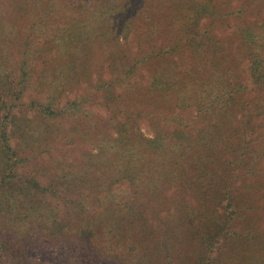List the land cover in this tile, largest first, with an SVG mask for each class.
Masks as SVG:
<instances>
[{
	"label": "trees",
	"instance_id": "trees-1",
	"mask_svg": "<svg viewBox=\"0 0 264 264\" xmlns=\"http://www.w3.org/2000/svg\"><path fill=\"white\" fill-rule=\"evenodd\" d=\"M226 9L0 0V264H264V0Z\"/></svg>",
	"mask_w": 264,
	"mask_h": 264
},
{
	"label": "rangeland",
	"instance_id": "rangeland-1",
	"mask_svg": "<svg viewBox=\"0 0 264 264\" xmlns=\"http://www.w3.org/2000/svg\"><path fill=\"white\" fill-rule=\"evenodd\" d=\"M244 1L245 0H219V2L222 5H224L225 8H227L226 11L227 10H230L231 8H238L240 6L241 2H244ZM230 22H232V21H230ZM230 25H231V23H226L225 24V29H224L225 32H227L228 30H230L229 29L230 28ZM141 127H142L143 133L145 135L149 136V130H148L146 124L145 123H142L141 124ZM79 149H82V147L79 148ZM83 149H86L87 150V147H83Z\"/></svg>",
	"mask_w": 264,
	"mask_h": 264
}]
</instances>
